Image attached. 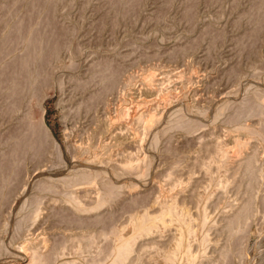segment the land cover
Here are the masks:
<instances>
[{
    "label": "rangeland",
    "instance_id": "374dc122",
    "mask_svg": "<svg viewBox=\"0 0 264 264\" xmlns=\"http://www.w3.org/2000/svg\"><path fill=\"white\" fill-rule=\"evenodd\" d=\"M0 1V264L15 262L5 244L12 243L10 249L13 250L26 236L32 241H39L41 237L37 232L33 235L24 232L21 239L13 234L17 210L23 199L33 195V180L45 175L52 179L66 176V171L55 165L57 161L48 145L45 146L41 137L38 141L41 135L38 120L42 119L62 149L72 135L75 144L83 146L85 143L86 147L90 141L96 144L98 140V145L102 140L98 137L101 128L104 133L107 129L104 121L128 103L131 106L129 119L121 118L114 125L116 128L112 127L106 141H117L115 144L104 141L110 148L106 147V152L103 150L117 163L125 159L132 162V167L125 170L119 181L123 185L120 202L108 210L102 208L104 217L95 226L61 222L53 217L46 221L49 232L54 234V242L65 247V253L70 255L65 256L68 262L72 260L67 263L81 262L74 257L81 235H94L97 245L105 247L114 229L117 231L125 226L130 216L140 210L154 213L158 201L176 196L178 204L196 217L197 195L211 183L216 189L205 202L212 219L207 231L210 242L206 258L211 259L212 264H264V143L258 142L254 133L234 130L237 124L256 129L260 120L264 121V109L253 107L254 98L264 101V0ZM52 50L59 51L58 55L55 52L58 58ZM34 52L36 57L39 53L40 59ZM23 56L28 65L24 64ZM106 60L114 73V90L107 96L108 106L99 104L94 108L91 107L96 103L92 93L97 89L99 70ZM29 73L39 74L33 86L36 93L42 86L46 93L43 111L36 107L30 110L27 122L32 128L25 122L29 127H26L27 132L24 124L20 128L13 127L15 119L11 105L16 97L14 93L24 88ZM149 75L155 78V92L151 96L145 93ZM50 80H61L63 92L58 90V82L51 84ZM147 101L151 105L149 108L144 104ZM182 102L194 107L189 120L182 119L178 129L161 138L160 150L155 152L142 141L143 123L138 122L137 117L152 115L156 119L153 125L158 128L172 125L180 119L173 109ZM104 108L106 115L101 116ZM13 136L20 143L16 158L22 159L19 167L14 166L16 169H13L11 155L5 157L1 153L4 142L8 137L14 140ZM84 136L91 140L83 139ZM25 140L30 141L27 146H24ZM237 140L244 144V156H256L255 167L261 169V174L252 196L254 214L239 231L230 235L223 229V217L236 203L250 197L248 184L252 181L250 176L244 175L243 168H237V157L231 158ZM218 143L224 144L230 164L225 171L215 166L207 170L208 161L218 157ZM34 146L35 155H31L34 152L30 148ZM45 148L50 151L48 154L44 153ZM64 159L70 167L71 161L65 152ZM148 159L151 161L149 176L141 182L139 177L146 170ZM223 178L227 180L226 194L218 201L221 209L217 213L215 203L220 194L217 184ZM23 180L28 184H23ZM57 186V190H62L66 185ZM97 186L75 185L72 188H90L89 196L84 199L90 206L95 194L93 189ZM44 189L38 193L40 205L43 211L49 212L46 207L58 203L59 195ZM131 194L138 195L134 202L124 199ZM171 232L172 226L168 224L161 233L143 239L144 245L137 246L132 257L139 255L141 264H162L155 261L158 243L154 241L166 240ZM144 247L146 253L142 254ZM224 252L227 254L223 255ZM21 257L26 260L23 255ZM196 264L206 262L201 260Z\"/></svg>",
    "mask_w": 264,
    "mask_h": 264
},
{
    "label": "bare ground",
    "instance_id": "6f19581e",
    "mask_svg": "<svg viewBox=\"0 0 264 264\" xmlns=\"http://www.w3.org/2000/svg\"><path fill=\"white\" fill-rule=\"evenodd\" d=\"M40 43H39V48L41 47ZM42 49H44V47ZM52 51H54L55 53L57 50L56 51L52 50ZM39 53L37 54L38 58L40 57ZM54 53L52 54L54 55ZM56 53L54 55L55 57H56ZM35 54L36 52H34V56L36 57ZM52 54H50L49 56L52 57ZM58 54L59 51L57 55ZM24 57L25 56H23L22 58L24 59ZM56 58H58V56ZM108 62L109 61L107 60L104 61L103 68L99 70L100 78L97 83V89L94 90L92 93V99L95 100L96 103L91 107L94 106L97 107L99 104L103 106H108L107 96L112 94L114 90V79H115L113 70H111L112 72L110 71V68L112 66ZM24 64L28 65V62L26 63L25 59H24ZM34 69H36V67ZM38 73L37 75L35 74L36 76L34 74L29 73L28 78L26 77L27 79H25L26 84L24 83L25 84L24 88L14 93L16 97L14 96L15 97V99H13L14 103L12 102L11 105V108L13 109V116L15 119V123L13 127L20 128L19 126H22L23 124L25 126L26 125L25 122H27V120H29L28 118L31 117L29 114H30V110L32 112L33 107H36L38 109L40 108L41 111H43L42 102L44 100V94L46 93V92L44 93L45 87L43 88V86L41 85L42 87L39 88L38 93H36L37 91L36 89H33L36 77L39 75ZM146 79H147L146 80L147 83L145 85L146 86L145 93L147 96H151L155 92L153 87V81L155 79L154 75H149L148 78ZM53 81H56L55 83L58 82L57 88L59 91L63 92L64 83L62 84L61 80L60 82L57 80H53ZM52 82L51 84H53ZM81 87L82 86H80V88ZM83 87H85V85ZM170 95L173 96V94ZM144 104L145 107L147 108L151 106L149 101L144 102ZM253 107H255L256 110L262 111L264 109V101H260L257 97L254 98ZM105 108L103 109V113H100L101 116L105 114L104 113V110H106ZM130 109L131 106L128 103V105L126 104L123 108H118V110L116 109L117 112H114V114L116 113L115 116H112L110 111V116L112 117H108L106 119V122L104 121V124L105 123L107 124V125L105 124L107 126V129H105L106 130L105 133L103 132L104 130L103 128H101L102 133H100L99 136H98L99 133L98 134L96 133L98 137L101 136L100 139L102 140L101 141L99 140L100 141L98 142L99 144L96 145L98 140L96 141L95 144L90 141L91 140L90 138L87 137L91 135H87L86 137L90 139V140L87 139V141H90V143L88 144V146L86 145V147L84 146L85 141L83 142L84 143L83 146L80 144H75L73 142L74 140L72 141V137H73L72 135L68 137L67 141L65 140L66 144L64 143L65 146L64 149H62L63 147L61 148L60 146L61 144L59 145L57 141L51 136L49 129L45 126L42 119L38 120L37 127L39 128L40 131L39 135L40 134L41 135L38 136L37 138L40 139L39 137H41L42 142L44 141V143L46 144L45 146L48 145V147L52 152L51 154H53L54 158L57 161V164L55 165H57V167L60 168V170L64 169L66 171V176H63L62 178L57 177V179L54 178L52 179L51 177H47V175H45L46 173L45 172L44 173L45 177L41 176V178L39 179L36 177L37 181L35 180L36 178L33 180L35 181L34 183L35 188L33 186L34 189L33 195H31L30 198L27 197L26 199H23L24 201H22L21 206L17 210L18 219L15 222V229L13 234L16 235L19 239H21V236H23L24 232H28V234L30 235H33L34 233L37 232L39 234L37 233L36 234L41 237L39 238V241H35V240L32 241V238L26 236L24 237V241L18 243L13 250L10 249L12 243L5 244L6 250L11 252L10 257L15 261L13 264H56L59 262H63V264L71 263L72 261L71 259H69L71 260L69 262L65 259V256L69 255L65 253V249H64L65 247L64 248L59 247L58 243L54 242L53 240L54 234L49 232L50 228L47 225L46 221H48L51 217H53L61 222H72L81 225L89 224L95 226L104 217V215L101 213V209L107 208L106 210H108L109 209L108 207L111 208L112 205L116 204L119 200H121L120 189L123 187V185L120 184L119 181L124 177L125 170H129L132 167V162L130 159H125L124 161L121 162L118 161L117 163L115 159L111 158V154L105 155L103 150L107 147L106 144H108L109 142V141L107 142L106 140L111 136V135L109 136V134L111 133L112 127L116 125V123L121 118L128 120L131 115ZM193 109L194 107L189 106L184 102L180 104H176L173 110L175 113H179L180 119L178 118L179 120L172 125H166L164 127H159V128L153 125V122L156 119L154 120V117L152 115H145V116L139 115L137 117V120L138 122L143 123V128L141 131L142 141H144V143L148 147L152 148L155 152H158V150H160L159 149V142H161L160 139L165 136H168L170 132H172L173 130L178 129V127L181 126L182 119H186V121H188L189 114L192 112ZM108 112L109 111H106V113ZM168 113L169 112H167V114ZM27 124L30 123L27 122ZM26 127L28 126H25V129L23 128L26 131L29 127L30 129L32 128L31 124L27 129ZM16 128L14 129L17 130ZM234 130L236 131L242 130L250 134L254 133L258 138L257 139L258 142L264 143L263 120H260V126L256 129H252L249 125L237 124ZM32 132L33 130L29 133L31 134ZM96 132H100V131L96 130ZM115 132L117 133L116 129ZM116 133L113 132L114 135ZM8 134L10 133L8 132ZM5 136L7 135L5 134ZM32 136L35 137L34 135ZM86 137L83 139L86 140ZM91 138L93 141L94 139L92 136ZM11 139L13 140V138L8 137L7 140L5 139L6 140L5 142L3 141L4 144L2 147H4V150L1 153L2 156L5 155V157L6 155L7 157L8 155H11L10 160L12 161L13 169H16L14 168V166L19 167V164L22 162L21 161L22 159L19 158L18 160V158H16L17 157L16 154H18L17 150H19L17 146L20 143H18L19 141L18 142L15 141L16 137H14L13 142H11ZM38 139H36V143L40 144L39 142L41 141V139L40 140ZM30 140H32V138ZM37 140L39 142H37ZM27 141H26V145L24 146H27ZM104 141L106 142V144L104 143ZM114 141L112 140L109 143L115 144ZM28 142L30 143V141ZM34 144L35 143H33L32 145ZM32 145L30 147H32ZM42 145L43 143L40 146ZM35 146L40 148L36 144ZM35 146L30 149L32 150L36 149ZM108 147L110 148V146ZM243 148H244V144L239 140H237L234 150L231 151L232 154L231 158L237 157L235 158L238 166L237 168L239 167L243 168L245 172V174L244 172L243 174L250 176L252 178V181L248 184V189H250V195H249L250 197L244 201H240L236 203L233 207L230 208L229 213L224 215L223 219L225 223L223 229L227 230L230 235L239 231L242 228V225L245 223V221L254 214V209H253L254 203L252 201V196L254 195L256 182L259 178V175L261 174L260 172L261 169L255 167L256 156L253 154L250 156H244ZM46 149L47 148H45L44 153L46 152L48 154V152L50 151L47 150L48 151L47 152ZM29 150L27 152H29ZM64 152L66 153L67 158H69L68 160L71 161L70 167H68L66 164V160L64 159ZM23 153H26V151ZM216 153L218 155L217 159L212 158L208 161L206 165L207 170H209L211 166H215L218 170L225 171L230 164V162L228 161L230 157H228L227 155L228 152L224 149L223 143L217 144ZM30 154L35 155V152L33 154L32 153ZM49 161L50 160H48V162ZM150 166H151V161L150 159H148L146 162V170L142 172L141 176L139 177L140 179L139 181L144 182L147 180V177L149 176ZM52 167L55 168L56 166L55 167L52 166ZM49 169H51V167L48 168V170ZM226 181L227 180L223 178L217 184L220 190V194L217 197V203H215V212L217 213L220 212L221 209L220 207L217 206L218 201H220V199L224 197L226 194V186H227ZM26 183L27 181H25V183L23 184L26 185ZM57 185H66V186L65 189L57 190L58 187ZM75 185H99L93 189V192L95 194L90 206L84 203V199H86L89 196L90 188L88 187H82V188L80 187L76 189L72 188ZM43 187L45 188L44 191L59 195L58 203H53L52 205L46 207L47 210L50 209L49 212L43 211L44 207L40 205L42 202H40V197H39L40 195L38 193L42 191ZM215 189H216L215 185L209 183L206 187H204L201 191H199L196 200V205H197L196 217L192 216L184 207L178 204V197L176 196L170 198V200L158 201L157 208L155 209L154 213L149 212L148 210H140L139 212L130 216L129 221L127 222V224H125V226H122L117 231H115L114 229L110 238L107 239V243L105 247H100L99 245H97L96 236L81 235V238H79V240L76 242L74 257L81 261L79 264H125L127 262L128 264H141L139 255L132 257L133 253L136 251V247L137 246L142 247V245H144L141 242L143 239L148 237H154L156 234L161 233L169 224L172 226V232L169 234L168 238L164 241H157V242L154 241V243H158L156 244L157 245L156 253L154 255L156 262L162 264H196L202 260L205 261L206 264H212V260L206 258V248L210 242L207 231L212 222V219L209 216V213L206 211L205 202L214 195ZM137 197H138L137 194L136 195L131 194L128 195V197H124V199L134 202V200ZM145 253H146V249L144 247L142 250V254ZM225 254H227V252L223 253V255ZM22 255L23 258H25L26 260H22L21 257Z\"/></svg>",
    "mask_w": 264,
    "mask_h": 264
}]
</instances>
